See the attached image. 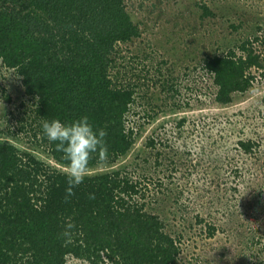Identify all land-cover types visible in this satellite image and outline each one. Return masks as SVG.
I'll use <instances>...</instances> for the list:
<instances>
[{"label":"trees","instance_id":"trees-1","mask_svg":"<svg viewBox=\"0 0 264 264\" xmlns=\"http://www.w3.org/2000/svg\"><path fill=\"white\" fill-rule=\"evenodd\" d=\"M129 6L126 0H0V62L16 73L34 103L31 120L22 119L20 132H32L33 147L64 168L67 162L56 142L43 134L45 120L67 124L87 116L94 128L107 132L109 147L106 160L98 162L93 154L84 182L65 202V172L34 152L0 141V264H67L70 259L83 264H182L181 240L167 231L160 215L167 211L171 189L160 190V182L148 194L150 180L134 178L127 166L90 173L125 159L144 125L157 115L142 118L135 107L139 85L120 80L127 66L121 64L125 58L119 48L141 35ZM198 8L201 17L217 16L206 4ZM257 41L246 38L204 57L199 67L212 79L213 103L232 105L264 82V55L255 49ZM187 123L182 117L175 128L184 129ZM161 137L156 132L146 147H167ZM259 146L253 137L235 144L246 156H257ZM186 150L182 155L190 156ZM176 163L171 157L168 169L176 170ZM233 173L238 185L256 179H247L240 168ZM255 211L264 225V203L256 202ZM204 221L197 218V223ZM68 224L74 225L70 239L61 235ZM216 229L205 226L210 237ZM256 242L264 248V236Z\"/></svg>","mask_w":264,"mask_h":264},{"label":"rangeland","instance_id":"rangeland-1","mask_svg":"<svg viewBox=\"0 0 264 264\" xmlns=\"http://www.w3.org/2000/svg\"><path fill=\"white\" fill-rule=\"evenodd\" d=\"M126 2L141 35L119 48L120 58H125L121 64L127 66L120 80L139 85L135 107L142 118L157 115L144 125L125 159L90 173L127 166L134 178L151 181L148 194L155 193L152 187L160 182V190L171 189L164 204L167 211L160 215L167 231L181 240L180 263H264V248L256 242L264 236L263 216L255 211L256 202L264 203V82L222 107L213 103L212 79L199 67L207 55L221 54L246 38L257 37L255 49L264 55V0ZM198 4H206L216 18L201 17ZM177 105L183 108L174 109ZM33 109L21 80L0 62V141L34 152L66 172L33 147L32 132H20V122H30ZM182 117L188 123L178 130L175 124ZM156 132L167 139V147H146ZM250 137L259 140L257 156L242 155L235 147L237 139ZM182 150L192 153L185 156ZM171 157L176 170L168 169ZM235 167L247 179H256L238 185ZM197 218L205 221L197 223ZM206 225H216L213 237L205 232ZM67 264L83 263L70 259Z\"/></svg>","mask_w":264,"mask_h":264},{"label":"clouds","instance_id":"clouds-1","mask_svg":"<svg viewBox=\"0 0 264 264\" xmlns=\"http://www.w3.org/2000/svg\"><path fill=\"white\" fill-rule=\"evenodd\" d=\"M42 129L49 141L56 142V151L62 153L67 162V188L64 197L67 202L75 195L74 188L84 182L93 154H96L98 162L108 158L107 132L103 128H94L87 116L67 124L59 119L45 120ZM89 198L94 199V196L90 195ZM73 227L74 225L68 224L61 235L70 239Z\"/></svg>","mask_w":264,"mask_h":264}]
</instances>
